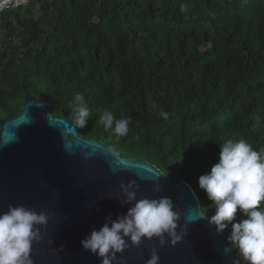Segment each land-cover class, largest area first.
Here are the masks:
<instances>
[{
	"label": "trees",
	"instance_id": "1",
	"mask_svg": "<svg viewBox=\"0 0 264 264\" xmlns=\"http://www.w3.org/2000/svg\"><path fill=\"white\" fill-rule=\"evenodd\" d=\"M77 94L90 109L83 138L148 162L208 208L198 179L218 146L242 138L264 149V0H27L1 10L0 120L42 95L63 117ZM104 110L129 118L127 136L105 130Z\"/></svg>",
	"mask_w": 264,
	"mask_h": 264
},
{
	"label": "water",
	"instance_id": "2",
	"mask_svg": "<svg viewBox=\"0 0 264 264\" xmlns=\"http://www.w3.org/2000/svg\"><path fill=\"white\" fill-rule=\"evenodd\" d=\"M7 1L0 0V5ZM53 106L48 96H25L17 117L0 120V214L9 206L49 214L40 229L41 241L32 245L33 264H101L81 241L134 205H122L121 182L136 181L137 199L168 197L182 214L200 209L188 185L170 183L148 162L120 157L101 141L83 138L80 128L69 122L71 114L54 117ZM156 184L160 193L153 192ZM209 217L190 223L177 244L158 248L159 264H231L237 258L235 249L225 252L231 229L217 235ZM183 224L182 218L178 232ZM153 247H158L155 238L142 239L116 259L120 264H146Z\"/></svg>",
	"mask_w": 264,
	"mask_h": 264
},
{
	"label": "clouds",
	"instance_id": "3",
	"mask_svg": "<svg viewBox=\"0 0 264 264\" xmlns=\"http://www.w3.org/2000/svg\"><path fill=\"white\" fill-rule=\"evenodd\" d=\"M181 12H187L181 5ZM169 113L163 109L159 117L167 120ZM90 118V109L83 94H77L72 101L71 116L68 119L76 128H84ZM105 130L117 137L129 133V118H116L109 110L101 112L99 121ZM218 162L210 172L201 175L198 187L210 201L208 208L189 209L187 213L176 211L168 197L137 199L139 185L135 180L121 182L122 205H134L127 213L114 221L106 220L99 231L93 230L81 241L82 248L95 254L101 264H120L116 259L129 245L138 247L143 240L156 239L158 247L150 250L146 264H159L158 248L180 242L188 225L206 218L209 208L214 215L207 218L217 235L231 225L225 252L235 249L237 258L231 264H264V149L255 150L245 139H228L219 146ZM164 175V174H160ZM166 176V175H165ZM154 193H160L156 184ZM239 211L244 219L233 222ZM183 218L184 224L179 227ZM49 219V214L37 213L24 206H9L0 214V264H33L30 258L33 243L42 239L40 232ZM167 238V240L165 239Z\"/></svg>",
	"mask_w": 264,
	"mask_h": 264
},
{
	"label": "rangeland",
	"instance_id": "4",
	"mask_svg": "<svg viewBox=\"0 0 264 264\" xmlns=\"http://www.w3.org/2000/svg\"><path fill=\"white\" fill-rule=\"evenodd\" d=\"M27 2V0H19V1H9L6 3V5H2L0 7V11L3 10V9H6L7 7H16L18 5H25Z\"/></svg>",
	"mask_w": 264,
	"mask_h": 264
},
{
	"label": "bare ground",
	"instance_id": "5",
	"mask_svg": "<svg viewBox=\"0 0 264 264\" xmlns=\"http://www.w3.org/2000/svg\"><path fill=\"white\" fill-rule=\"evenodd\" d=\"M9 1H15V2H16V1H19V0H8L7 2H9ZM7 2H6V3H7ZM6 3H5L4 5H6ZM1 6H2V5H0V7H1Z\"/></svg>",
	"mask_w": 264,
	"mask_h": 264
},
{
	"label": "flooded vegetation",
	"instance_id": "6",
	"mask_svg": "<svg viewBox=\"0 0 264 264\" xmlns=\"http://www.w3.org/2000/svg\"><path fill=\"white\" fill-rule=\"evenodd\" d=\"M88 139H91V138H88Z\"/></svg>",
	"mask_w": 264,
	"mask_h": 264
}]
</instances>
